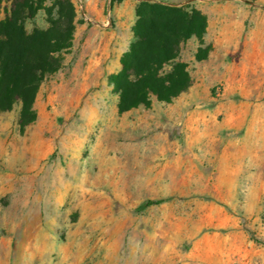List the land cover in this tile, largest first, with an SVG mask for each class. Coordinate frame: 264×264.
Returning <instances> with one entry per match:
<instances>
[{"label":"rangeland","instance_id":"374dc122","mask_svg":"<svg viewBox=\"0 0 264 264\" xmlns=\"http://www.w3.org/2000/svg\"><path fill=\"white\" fill-rule=\"evenodd\" d=\"M72 1L73 45L35 120L0 110V264H264V0H164L207 17L181 45L192 84L125 112L110 66L140 0ZM49 26L45 8L25 21ZM90 35L103 61L84 74Z\"/></svg>","mask_w":264,"mask_h":264},{"label":"trees","instance_id":"16d2710c","mask_svg":"<svg viewBox=\"0 0 264 264\" xmlns=\"http://www.w3.org/2000/svg\"><path fill=\"white\" fill-rule=\"evenodd\" d=\"M45 2L13 0L11 9L0 20V110L20 105L21 125L35 120L38 91L63 67L77 26L72 0H51L50 5ZM40 8L50 15V26L34 27L29 32L25 21ZM136 13L135 40L121 56V68L109 75L119 93L120 112L140 105L150 107L153 97L169 102L185 91L192 78L187 63L179 58L181 45L192 36L202 39L207 29V17L195 6L140 0ZM159 202L149 199L145 205Z\"/></svg>","mask_w":264,"mask_h":264},{"label":"crops","instance_id":"0c3cea01","mask_svg":"<svg viewBox=\"0 0 264 264\" xmlns=\"http://www.w3.org/2000/svg\"><path fill=\"white\" fill-rule=\"evenodd\" d=\"M102 35H90L88 36L87 40H86V44L84 45V74L88 73L91 74L93 72H95V70H97V68H99L102 64L103 59H95L94 56L95 51H92V47L98 46L100 44V42H102ZM116 42L113 43H121L120 40L118 38H116L115 40ZM132 41L128 42L124 45V48L122 50V52L118 53V58L116 59V61L113 62L112 68L110 66V72L114 73L117 72L120 69V59L121 56L130 48Z\"/></svg>","mask_w":264,"mask_h":264}]
</instances>
